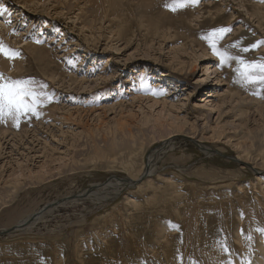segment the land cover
Here are the masks:
<instances>
[{
    "label": "rangeland",
    "instance_id": "374dc122",
    "mask_svg": "<svg viewBox=\"0 0 264 264\" xmlns=\"http://www.w3.org/2000/svg\"><path fill=\"white\" fill-rule=\"evenodd\" d=\"M100 1L0 0V41L19 53L0 73L51 98L0 122V229L80 195L0 234V264H264V89L237 72V58L264 63V0H153L146 13L114 0L118 18ZM219 28L223 65L208 39ZM150 155L153 172L123 186Z\"/></svg>",
    "mask_w": 264,
    "mask_h": 264
},
{
    "label": "snow or ice",
    "instance_id": "6c2138e0",
    "mask_svg": "<svg viewBox=\"0 0 264 264\" xmlns=\"http://www.w3.org/2000/svg\"><path fill=\"white\" fill-rule=\"evenodd\" d=\"M165 6L173 12L184 7L183 4ZM6 11L7 9L3 5H0V14ZM228 31H230V29L219 28L213 30L208 35L212 50L220 56L221 65H223L227 57L225 54L218 51L215 40L219 39L222 34ZM261 43H264V41ZM252 47H256V45H252ZM244 50L247 51L248 49ZM0 54H3L10 60L19 55L15 50L7 48L2 41H0ZM237 59L243 68V71L239 68L237 69L240 78H242L245 83L255 84L261 89H264V63L246 62L243 61L242 58ZM33 83L34 81L31 78L12 79L0 73V122L11 119L18 126L22 117L39 116L38 108L45 104L46 101H50L51 98L46 92H37L32 87Z\"/></svg>",
    "mask_w": 264,
    "mask_h": 264
},
{
    "label": "bare ground",
    "instance_id": "6f19581e",
    "mask_svg": "<svg viewBox=\"0 0 264 264\" xmlns=\"http://www.w3.org/2000/svg\"><path fill=\"white\" fill-rule=\"evenodd\" d=\"M25 1V3H33L32 5H34V4H38V3H40V1H45V0H23V2ZM55 2H57L58 1V4H56V6L58 5V6H63V4L66 2H64L63 3V0H54ZM108 2V8H107V11H110L111 10V12L113 13V14H115L116 15V17L119 15V12H121L122 13V11H119L117 8L120 6L119 4H117V2H115L114 0H111V1H107ZM138 2V4H137V9H139L140 11H142V12H147L146 11V9L147 10H149V9H152V7H151V5L153 4V0H138L137 1ZM87 3H89V5H91L92 6V8H94L95 10H99L100 8H102L104 5L102 4V2L100 1V0H87ZM43 4V3H42ZM40 5H41V3H40ZM46 5V4H45ZM42 6V5H41ZM55 6V7H56ZM13 8V7H12ZM6 9H9V8H6ZM17 9V8H16ZM16 9H14V11L16 10ZM82 9V8H81ZM56 10V9H55ZM58 11V10H57ZM7 12H9V11H6V12H4L3 14H0L1 16H3L4 18H7ZM141 16V15H140ZM144 17V16H143ZM118 18V17H117ZM121 30V29H120ZM120 30H119V32L118 33H116V34H120ZM9 33H12V31H9ZM35 40V39H34ZM34 40H27V41H25L24 42V45H25V48L30 52V53H32V55L34 56V57H37L38 58V61H42L44 58H46L47 57V55H48V49L45 47V46H41V45H39V44H37V43H35V41ZM47 60H48V58H47ZM6 61H5V57H4V55H2V54H0V66H2V65H4V63H5ZM15 62L16 63H19L18 62V60H17V58H16V60H15ZM48 63H50L49 62V60H48ZM4 67V66H3ZM7 68V67H6ZM71 79V81L72 82H76V81H80V82H82V81H84V78L82 77V78H79L78 76H73V77H71L70 78ZM87 81V80H86ZM155 84H153L152 86V89H150L151 90V92H156V89H155V86H157V85H159V84H157V82H154ZM161 90H164V88H162ZM164 98V97H163ZM148 101V100H147ZM164 102V104H165V102H166V100H164L163 101ZM122 103V102H121ZM120 103V104H121ZM71 111V110H70ZM181 131H178V130H174V132H170V133H167V135L166 136H163L161 139L163 140H165V139H171V138H173V137H175L176 135H178V133H180ZM4 137H2V139H3ZM188 138L189 139H191L190 138V136H188ZM161 140V141H162ZM167 141V140H166ZM170 142L171 141H167L165 144H163L162 146H159V149L157 150L158 152H160V151H164L165 149H168V147H169V145H170ZM201 149H202V151L205 153V154H210V155H212L213 154V152L214 151H217V150H215L213 147H210V146H206L205 144H202V142H200V143H198L197 144ZM196 146V145H195ZM155 150H156V148H155ZM217 152H219V151H217ZM149 157V156H148ZM154 159V158H153ZM152 159V156L150 155V157L148 158V161H147V163L144 165V167H143V171H141V174H146L147 173V175H148V173H152L153 172V166H154V160ZM158 159V158H157ZM236 159H237V161H242V160H240L238 157H236ZM156 160V159H155ZM128 161H132V159L130 158ZM235 162V161H234ZM242 163H244V164H249V162L248 163H246L245 161H242ZM153 164V165H152ZM255 166V165H254ZM260 171H264V168L263 169H261ZM143 172H145V173H143ZM140 174V175H141ZM142 176V175H141ZM140 176V177H141ZM139 177V178H140ZM124 179V178H123ZM121 180V179H120ZM132 181L133 182H135V184H132ZM137 181H138V179L137 180H132L131 179V181H129L128 182V184H127V186H131V185H136L137 184ZM123 185V184H122ZM124 186V185H123ZM100 190V189H99ZM98 190V191H99ZM103 190V189H102ZM107 190V189H106ZM88 192V191H87ZM102 192V191H101ZM107 192V191H106ZM85 193V192H84ZM108 193V192H107ZM67 194H69V193H67ZM81 195H84L83 193H81ZM80 195H77L76 197H72V196H67V197H62V198H60V199H57L56 200V202L57 201H59L58 203L60 204L61 202H63L64 200L65 201H71V200H74V199H76L77 197H79ZM68 197H72V199H68ZM93 197H95V195L93 196ZM92 197V198H93ZM97 200H98V198H97ZM79 202V201H78ZM78 202L77 201H71V203L70 204H68L67 206H70V205H77L78 204ZM55 202H51V203H48V205H46L44 208H42V209H39V210H37V211H35L34 210V212L32 213L31 211V214H28V215H26V216H24L23 217V215L21 216V218L17 221V223L15 224V226H17V227H19V229L17 230V231H20V230H25L26 229V231H28V230H31L30 228H32V226L35 224L34 223V221H36V220H41L42 219V217H43V215H45V213H51V209L52 208H54V207H56L55 205H53V206H51V207H49V205H51V204H54ZM58 204V205H59ZM66 204V203H65ZM57 205V206H58ZM44 209V210H43ZM46 209V210H45ZM33 215H36V217L35 218H33L32 220H30V221H28V219H31V217L33 216ZM40 215V216H39ZM39 217V218H38ZM29 222V223H28ZM28 223V224H27ZM0 230H2V229H0ZM13 233V232H12Z\"/></svg>",
    "mask_w": 264,
    "mask_h": 264
},
{
    "label": "water",
    "instance_id": "95a60500",
    "mask_svg": "<svg viewBox=\"0 0 264 264\" xmlns=\"http://www.w3.org/2000/svg\"><path fill=\"white\" fill-rule=\"evenodd\" d=\"M220 154L219 152H217V151H214L213 152V154ZM223 156V155H222ZM223 157H227V158H229V159H231V160H233V161H235V162H237V163H240V161H237V159H233V158H231V157H229V156H223ZM244 164V163H243ZM147 174V173H146ZM146 174H143L142 175V177L140 178V179H138V181H137V183L140 181V180H142L143 178H145L146 177ZM129 181H131V179H123V181H122V183L121 184H123L124 186H127V184H128V182ZM120 184V185H121ZM132 184H135V182H133L132 181ZM128 187V186H127ZM92 188H90L88 191H90ZM77 195H74V196H72V197H76ZM72 197H68V199H72ZM65 201V200H64ZM59 201H55V203L54 204H51V205H49V207H51V206H53V205H55V206H57L59 203H58ZM61 204V203H60ZM44 210V209H43ZM46 210V209H45ZM36 217V215H33L32 217H31V219H28V221H30V220H32L33 218H35ZM29 223V222H28ZM27 223V224H28ZM19 229V227H17V226H12V227H9V228H5V229H2V230H0V234H7V233H10V232H12V231H15V230H18Z\"/></svg>",
    "mask_w": 264,
    "mask_h": 264
}]
</instances>
